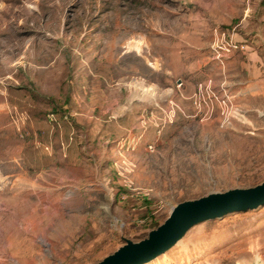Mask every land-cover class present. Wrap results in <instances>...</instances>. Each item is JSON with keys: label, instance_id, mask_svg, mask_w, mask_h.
Masks as SVG:
<instances>
[{"label": "rangeland", "instance_id": "1", "mask_svg": "<svg viewBox=\"0 0 264 264\" xmlns=\"http://www.w3.org/2000/svg\"><path fill=\"white\" fill-rule=\"evenodd\" d=\"M216 29L246 31L227 128L194 104L226 74ZM263 181L264 0H0V264H96L179 202ZM146 264H264V205Z\"/></svg>", "mask_w": 264, "mask_h": 264}, {"label": "water", "instance_id": "2", "mask_svg": "<svg viewBox=\"0 0 264 264\" xmlns=\"http://www.w3.org/2000/svg\"><path fill=\"white\" fill-rule=\"evenodd\" d=\"M264 205V181L248 188L211 192L177 203L163 223L140 241L124 238V244L96 264H146L170 250L194 226L235 212Z\"/></svg>", "mask_w": 264, "mask_h": 264}, {"label": "built area", "instance_id": "3", "mask_svg": "<svg viewBox=\"0 0 264 264\" xmlns=\"http://www.w3.org/2000/svg\"><path fill=\"white\" fill-rule=\"evenodd\" d=\"M236 34L235 29L228 33H219L218 29L214 32L216 40L212 46L213 58L224 68L226 66V58L230 54L247 49V45L244 42L236 39ZM194 104L199 111L207 109L211 113L217 107L220 111V126L222 128L230 127L235 119L240 120L243 116V110L236 104V95L225 82H221L217 89L213 86V80L205 84H199L194 93ZM50 117L52 121L55 119L53 114H50Z\"/></svg>", "mask_w": 264, "mask_h": 264}, {"label": "crops", "instance_id": "4", "mask_svg": "<svg viewBox=\"0 0 264 264\" xmlns=\"http://www.w3.org/2000/svg\"><path fill=\"white\" fill-rule=\"evenodd\" d=\"M235 37L246 44V31L243 36L237 33ZM225 71V77L220 82H225L237 96H246V50L230 54L226 58ZM241 74L245 77H239Z\"/></svg>", "mask_w": 264, "mask_h": 264}, {"label": "trees", "instance_id": "5", "mask_svg": "<svg viewBox=\"0 0 264 264\" xmlns=\"http://www.w3.org/2000/svg\"><path fill=\"white\" fill-rule=\"evenodd\" d=\"M66 118V117H65Z\"/></svg>", "mask_w": 264, "mask_h": 264}]
</instances>
